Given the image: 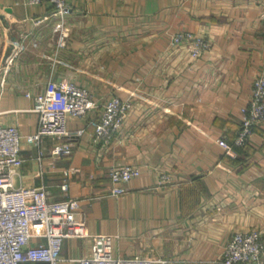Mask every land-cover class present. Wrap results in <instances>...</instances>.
I'll return each instance as SVG.
<instances>
[{
    "label": "crops",
    "instance_id": "1",
    "mask_svg": "<svg viewBox=\"0 0 264 264\" xmlns=\"http://www.w3.org/2000/svg\"><path fill=\"white\" fill-rule=\"evenodd\" d=\"M68 5L67 45L56 54L50 27L32 28L33 20L51 12L47 4L0 0V68L11 43L26 47L3 83L0 70V125L34 134L37 116L25 94H44L61 81L87 89L96 105L117 96L133 110L108 145L91 141L84 120L69 121L68 158L49 156L57 143L52 139L39 148L23 145L14 186H44L50 201H79L88 235L111 236L113 256L120 259L219 264L236 233L256 230L264 243V122L253 130L243 165L224 159L218 146L222 138L234 141L239 109L253 81L264 77V0ZM178 33L204 37L209 51L192 59L187 44L172 43ZM114 166L141 172L121 197L110 196ZM161 176L167 182L158 186ZM89 255V239L65 240L61 264ZM251 264H264V255Z\"/></svg>",
    "mask_w": 264,
    "mask_h": 264
},
{
    "label": "built area",
    "instance_id": "2",
    "mask_svg": "<svg viewBox=\"0 0 264 264\" xmlns=\"http://www.w3.org/2000/svg\"><path fill=\"white\" fill-rule=\"evenodd\" d=\"M29 6L47 4L51 12L33 20L32 28L48 25L51 29L55 52L63 50L69 36L67 20L70 16L68 0H26ZM175 45L185 43L192 59H200L210 49V43L202 36L178 33L173 36ZM37 48L36 41H30ZM23 43H11L10 51L3 59L2 81L24 52ZM33 101L32 113L37 116V129L32 135L21 136L14 125H0V264H61L62 245L65 240H90L88 258L75 260V264H166L144 257L120 259L113 256V238L107 235L89 236L86 221L76 200L50 201V193L44 186L16 188L14 178L22 165L23 145L39 148L44 139L56 141L49 151L53 159L70 157L72 135L67 129L71 120H84L92 130L94 144L108 145L122 128L133 104L112 96L96 105L91 93L72 82L61 81L49 85L44 94H25ZM240 123L233 147L245 146L255 128L264 122V77L255 79L248 102L239 109ZM83 134L78 131L77 136ZM223 154L234 158L232 147L225 138L218 142ZM42 153L39 154L40 161ZM39 175H42L40 173ZM110 196L121 197L128 192L127 184L140 178L141 172L132 166H114L108 173ZM167 182L161 176L158 186ZM68 185L60 186L66 193ZM42 239V243L34 241ZM264 255L261 234L252 230L236 233L225 246L219 264H251Z\"/></svg>",
    "mask_w": 264,
    "mask_h": 264
},
{
    "label": "trees",
    "instance_id": "3",
    "mask_svg": "<svg viewBox=\"0 0 264 264\" xmlns=\"http://www.w3.org/2000/svg\"><path fill=\"white\" fill-rule=\"evenodd\" d=\"M229 145L232 147V151L233 153H235V158L231 159L227 156L224 157V159L229 160V162L232 163V165H243L244 162L247 161V159L245 158V150L247 149V144L245 146H243L242 148H237V147H233V141L229 143Z\"/></svg>",
    "mask_w": 264,
    "mask_h": 264
}]
</instances>
